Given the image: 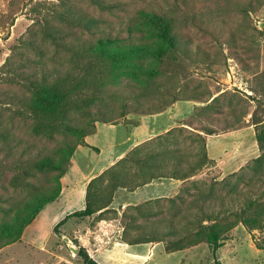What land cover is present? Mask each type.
<instances>
[{
  "label": "rangeland",
  "instance_id": "1",
  "mask_svg": "<svg viewBox=\"0 0 264 264\" xmlns=\"http://www.w3.org/2000/svg\"><path fill=\"white\" fill-rule=\"evenodd\" d=\"M101 1L113 6L103 8L92 0H0V194L6 199L3 205L13 204L8 218L12 223L19 214L29 219L61 186L57 172L39 171H29L23 184L14 186L13 179L20 174L18 162L29 167L44 155L56 154L66 143L83 139L64 133L42 137L31 130L28 81L68 71L74 77L88 78L75 95L83 110L73 113V124L89 128L95 119H113L94 132L96 137L91 140L100 143L101 153L90 151L92 162L98 158L99 163H108L115 152L149 134L152 127L172 124L173 117L180 115H160L148 123L150 128L147 119L137 132L130 133L126 124L137 123L140 114L166 109L174 101L192 104L194 113L182 121L186 124L166 135L175 138L180 154L197 168V179L186 184L189 191L184 201L173 205L162 199L145 206L163 210L155 219L195 211L190 202L202 192L210 196L200 201L208 214L230 220L243 211L252 215L264 204V146L258 158L222 177L210 164L198 167L203 143L197 134L205 136L202 130L220 133L246 122L264 132V4L260 6L264 0ZM143 12L167 17L179 38L178 49L162 63L156 54H146L140 60L143 69L110 76L101 63L82 53L98 37L110 34L126 42L145 38L153 44L156 37L150 34L156 29L141 19ZM79 20L86 23L78 24ZM155 69L159 73L151 75ZM108 137L116 148H111ZM46 206L47 213L31 223L19 241L0 250V264H85L79 240L62 234L64 225L52 226L62 209ZM260 216V228L249 231L240 223L225 234L219 251L223 264H264V249L258 247H264V212ZM120 218L124 226L123 214ZM180 226L188 238L187 220ZM67 238L78 247L77 254ZM190 248L166 255L160 254L159 247L149 264H214L207 242Z\"/></svg>",
  "mask_w": 264,
  "mask_h": 264
},
{
  "label": "trees",
  "instance_id": "2",
  "mask_svg": "<svg viewBox=\"0 0 264 264\" xmlns=\"http://www.w3.org/2000/svg\"><path fill=\"white\" fill-rule=\"evenodd\" d=\"M92 2L103 8L113 6L112 4H103L104 2L101 0H92ZM263 4L264 2H261L260 6ZM141 19L156 29L150 34L156 37L153 44L149 40H145L144 37V39L138 38L139 40L126 42V38L118 34H110L98 37L84 48L82 53L93 58L98 64L101 63L110 76L133 72L140 67L143 69L140 60L146 54H156L158 62L162 63L166 56L179 47V38L173 31L172 22L164 15L154 12H143ZM77 23L85 24L86 22L79 20ZM152 48L155 49V52H152ZM70 73L68 71L54 76L47 74L42 79L29 80L31 96L27 102V111L33 120L31 130L35 135L53 138L57 133L78 134L83 139L80 143H66L55 152L56 154L44 155L32 161L29 167L21 161L18 162L17 169L20 174L14 177L12 181L14 186H21L25 179L24 176L29 171L57 172V178L61 180L71 164L77 147L86 145L85 138L96 131L97 121L109 123L113 120L110 118L95 119L89 128L73 124V113L83 110L82 104L77 102L75 95L88 83V78L86 76L74 77ZM158 73L155 69L151 75ZM160 111L162 110L157 112ZM202 131H206L208 134L214 133L213 131ZM197 135L203 143V154L198 167L213 165L214 161L209 158L207 153L206 138L202 134ZM167 137V135H159L152 141L137 145L114 165L93 178L88 184L85 208L69 214L55 228L64 225L72 218L84 219L94 215H96V220L119 218L118 210L111 208L114 195L119 188L133 191L159 178L186 180L196 175L197 168L190 165L187 156L180 154L181 148L177 146L175 138L171 140ZM257 139L262 149L264 132H257ZM155 140L159 143L155 144ZM164 142L170 144L165 145ZM56 189L59 190L58 193L46 198L39 207L34 209V213L29 219L25 220L23 215L19 214L13 223L8 218L9 213L13 212V204L3 205L2 203L6 199L0 194V212L2 213L0 217V250L19 241L25 229L35 221L44 207L58 199L62 186H57ZM187 191L189 189L185 185L176 197L159 198L127 207L123 212L126 223L123 228L122 240L130 245L164 242L168 252L184 250L207 242L214 264H223L219 251L225 244L227 232L240 223L249 231L262 226L260 215L264 212V204L256 208L252 215L243 211L238 218L230 220L226 216L221 218L205 212L204 207L200 206V201H208L210 196L204 192L190 202L192 206L196 207L195 211L181 214V216L177 215L174 218L155 219L163 213V210L145 207L150 203H158L162 199L175 205L178 201H184ZM141 219H144L145 222H140ZM183 220H187L191 227L187 232L188 238H184L185 233L181 230L180 222ZM258 247L264 249L262 246L258 245ZM79 254L85 264H100L83 246L80 248Z\"/></svg>",
  "mask_w": 264,
  "mask_h": 264
},
{
  "label": "crops",
  "instance_id": "3",
  "mask_svg": "<svg viewBox=\"0 0 264 264\" xmlns=\"http://www.w3.org/2000/svg\"><path fill=\"white\" fill-rule=\"evenodd\" d=\"M264 12V7L261 13ZM175 103V102H174ZM172 103L166 109L155 112L140 114L137 123H124L128 127L130 133L137 132L138 129L146 122V127L154 118L160 115L169 113H180L179 116H174V123L168 124L160 129L152 127L150 133L140 137L131 143L126 149L114 153V156L108 163L101 164L96 161L92 162L90 158V151L94 153H101L100 143L91 140L96 137L95 133L86 137V145H79L72 156L71 164L67 172L61 178L62 189L57 200L49 203L61 208L62 212L59 218L55 220L52 225L53 228L69 214L84 209L86 206V194L89 182L102 174L106 169L114 165L122 157L128 154L137 145L152 141L159 135H165L173 131L176 127L186 124L182 122L188 119L193 113L194 108L187 104L188 102ZM181 122V123H180ZM105 122L97 123L96 131H99L100 125ZM110 124V123H105ZM113 124V123H112ZM116 124V123H115ZM122 125V124H120ZM130 127V128H129ZM257 126L254 123H247L240 127L231 128L220 133L206 134L207 153L214 164L212 169L219 176H227L241 168L248 163L258 158L262 149L257 139ZM111 148H116V144L111 138H107ZM99 144V146H97ZM91 160V161H90ZM198 177V176H196ZM197 179L194 176L182 180L176 178H159L136 190H128L126 188H119L115 195L111 208L118 210L122 215L127 207L131 205H139L150 200L159 198L176 197L182 188L191 180ZM48 206L44 207L41 213L37 216H44L47 213ZM60 213V212H59ZM96 215L84 219L72 218L69 219L64 226H62V234L65 236H74L80 244L87 249L90 255L96 259L100 264H149L151 257L156 255L157 249L162 247L160 254H172L176 252L166 251L165 243H142L130 245L122 240L123 224L121 218L113 220H96ZM70 238V237H69ZM191 250L187 248L180 251Z\"/></svg>",
  "mask_w": 264,
  "mask_h": 264
},
{
  "label": "water",
  "instance_id": "4",
  "mask_svg": "<svg viewBox=\"0 0 264 264\" xmlns=\"http://www.w3.org/2000/svg\"><path fill=\"white\" fill-rule=\"evenodd\" d=\"M67 239H68V243H69V245H70V247H71V250H72L75 254H77V253H78V247L75 246V245L73 244V242H72L69 238H67Z\"/></svg>",
  "mask_w": 264,
  "mask_h": 264
}]
</instances>
